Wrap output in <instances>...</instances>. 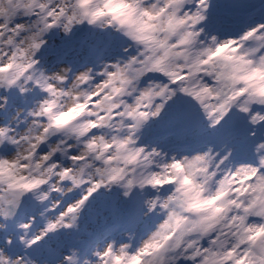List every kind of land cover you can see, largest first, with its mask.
Here are the masks:
<instances>
[{
  "label": "clouds",
  "instance_id": "clouds-1",
  "mask_svg": "<svg viewBox=\"0 0 264 264\" xmlns=\"http://www.w3.org/2000/svg\"><path fill=\"white\" fill-rule=\"evenodd\" d=\"M212 5L0 0V264H264V22L210 31ZM255 13L264 18V4ZM79 28L117 36L120 55L49 65L51 35ZM178 102L214 143L173 153L143 142ZM241 144L250 156L236 157ZM101 188L135 194L142 216L159 219L90 255L30 254L77 231ZM26 202L40 211L20 213Z\"/></svg>",
  "mask_w": 264,
  "mask_h": 264
},
{
  "label": "rangeland",
  "instance_id": "rangeland-1",
  "mask_svg": "<svg viewBox=\"0 0 264 264\" xmlns=\"http://www.w3.org/2000/svg\"><path fill=\"white\" fill-rule=\"evenodd\" d=\"M218 17H220V19ZM230 21L231 17L229 16L222 14L218 15L209 11L208 23L210 31H218L221 34L234 35L236 30H232L230 25L226 26L223 24V22ZM100 33L101 32H95L93 34L85 35L77 42L70 41L67 37L62 36V43H59V39L54 43L52 42V37L55 35V33H53L49 41L50 45H52V48L54 49L49 53L52 55V58L49 57L46 52H44V56L46 57L49 65L71 63L75 67L79 68L81 66L92 65L97 61H92L91 57H86L90 52L88 47L104 51V56L103 53H101V56H103L102 59L104 60H112L116 56L120 55L121 50H119V54L114 51L116 36L111 35V37L107 39L105 38V35H101L102 38L97 40ZM56 37L58 38L57 35ZM15 103L18 104L17 101ZM176 104L177 103H170V105L167 106L161 113L160 118L154 121L145 130L143 142L159 145L161 148L173 153H191L198 149H202V146L206 145H202L201 142H211V140H207V137L211 135L210 133L204 134L199 138H193L188 133H177V131L170 128L172 122L176 118L181 117V115L178 114L179 107ZM185 142L188 143V145L182 147V143ZM112 192H116V190L113 189ZM110 194L111 191L106 192L103 188H101L89 197L91 202L80 215L78 230L72 232L70 235L61 233L58 238L52 240L55 245L57 244L58 251L66 252L68 247L71 246L79 248L81 253L84 255H90L91 251H89V248L86 247L87 245L85 244H89L92 246L91 248H93L96 244H102L106 241L115 240L117 242H122L125 240V233L131 231L126 230L121 221L117 224L111 222L112 220L110 219L109 211L106 207L107 197ZM116 194L119 195V200L117 202L118 207L114 205L109 206L112 211L110 215L115 222L121 217V212L119 210L122 208V199H125L120 195V193ZM91 237H94V240H91Z\"/></svg>",
  "mask_w": 264,
  "mask_h": 264
},
{
  "label": "snow or ice",
  "instance_id": "snow-or-ice-1",
  "mask_svg": "<svg viewBox=\"0 0 264 264\" xmlns=\"http://www.w3.org/2000/svg\"><path fill=\"white\" fill-rule=\"evenodd\" d=\"M255 15V13H252V14H250V15H248L247 17H245L244 18V27H246V26H251L252 25V23H251V21H252V18H253V16ZM255 119V118H254ZM0 134H2V133H0ZM197 159H201V157H197ZM97 187H98V185H97ZM91 191V190H90ZM8 215V212H7V210H5V209H0V222H2V219L3 218H6V216ZM159 219V218H158ZM157 219V220H158ZM191 247V246H190ZM207 251L208 250H206V254H207ZM199 253H198V251L196 252V255H198ZM196 258V256L194 255V256H189L188 257V259H195Z\"/></svg>",
  "mask_w": 264,
  "mask_h": 264
},
{
  "label": "bare ground",
  "instance_id": "bare-ground-1",
  "mask_svg": "<svg viewBox=\"0 0 264 264\" xmlns=\"http://www.w3.org/2000/svg\"><path fill=\"white\" fill-rule=\"evenodd\" d=\"M259 0H247V1H245V2H243L244 4H250V5H253V4H255L256 2H258ZM179 114H181V110H180V113Z\"/></svg>",
  "mask_w": 264,
  "mask_h": 264
},
{
  "label": "water",
  "instance_id": "water-1",
  "mask_svg": "<svg viewBox=\"0 0 264 264\" xmlns=\"http://www.w3.org/2000/svg\"><path fill=\"white\" fill-rule=\"evenodd\" d=\"M83 30L84 28L77 29L74 36H77V35L80 36Z\"/></svg>",
  "mask_w": 264,
  "mask_h": 264
}]
</instances>
